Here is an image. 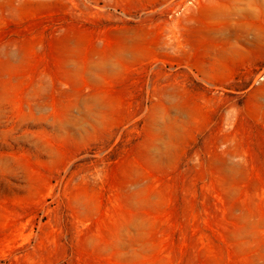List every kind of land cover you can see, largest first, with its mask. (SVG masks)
I'll use <instances>...</instances> for the list:
<instances>
[{
  "label": "rangeland",
  "instance_id": "374dc122",
  "mask_svg": "<svg viewBox=\"0 0 264 264\" xmlns=\"http://www.w3.org/2000/svg\"><path fill=\"white\" fill-rule=\"evenodd\" d=\"M0 264H264V0H0Z\"/></svg>",
  "mask_w": 264,
  "mask_h": 264
}]
</instances>
